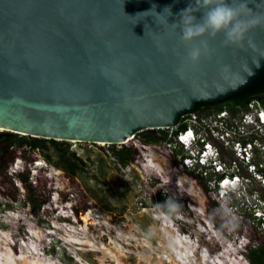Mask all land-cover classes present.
<instances>
[{"label":"water","instance_id":"95a60500","mask_svg":"<svg viewBox=\"0 0 264 264\" xmlns=\"http://www.w3.org/2000/svg\"><path fill=\"white\" fill-rule=\"evenodd\" d=\"M190 3L0 0V128L122 144L251 85L264 71V28L249 33L256 50L223 47V33L202 37L214 51L192 64L187 55L200 40L184 44L171 25ZM166 6L169 24L167 13L155 20Z\"/></svg>","mask_w":264,"mask_h":264},{"label":"rangeland","instance_id":"374dc122","mask_svg":"<svg viewBox=\"0 0 264 264\" xmlns=\"http://www.w3.org/2000/svg\"><path fill=\"white\" fill-rule=\"evenodd\" d=\"M140 141L145 147L158 146V141ZM66 145L81 162L75 176L79 189L71 190L74 196L65 201L58 192H68L70 182L58 151L48 142L43 151L25 149L37 156L32 173L51 181V196L37 216L23 205L22 195L13 203L0 196V264L249 263L228 252L217 254L212 243L224 237L212 231L207 239L202 196L186 195L182 179L174 174L176 156L173 169L167 171L165 155L154 153L122 165L109 144ZM166 196L182 205L181 214L169 221L158 219L154 208ZM72 205L88 209L76 215ZM248 231L251 239L258 238Z\"/></svg>","mask_w":264,"mask_h":264},{"label":"built area","instance_id":"2783aa9c","mask_svg":"<svg viewBox=\"0 0 264 264\" xmlns=\"http://www.w3.org/2000/svg\"><path fill=\"white\" fill-rule=\"evenodd\" d=\"M152 129L162 133L158 146L174 152L180 168L201 178L219 206L226 202L233 210L237 226L223 228L220 220V227L213 230L224 237L223 252L242 257L247 245L257 248V239L264 243L262 100L252 97L245 104L201 107L180 114L176 126ZM248 229L258 238L251 239Z\"/></svg>","mask_w":264,"mask_h":264},{"label":"trees","instance_id":"16d2710c","mask_svg":"<svg viewBox=\"0 0 264 264\" xmlns=\"http://www.w3.org/2000/svg\"><path fill=\"white\" fill-rule=\"evenodd\" d=\"M259 97L264 104V71L252 82L251 85L244 88L239 92H235L224 101H215L213 103L199 102L195 104V110L201 107H221L222 103L235 105L245 104L250 98ZM141 134L142 136H140ZM162 133L154 129H147L141 131L135 135V139L127 141L122 144H109L111 146L112 154L117 161L122 164L136 163L140 159H145L147 156H151L154 153L168 156V161L165 166L167 171L173 169L175 161V154L162 146L157 147H145L140 140L146 142H156L160 140ZM48 142L52 147L58 151V157L60 162L65 167L66 177L69 180L70 189L67 192H58L59 199L66 200V197L73 195V190H78L75 176L80 169V158H78L74 152H69V148L66 145L67 141H57L54 139H45L32 137L29 135H23L13 133L10 131H0V196L6 198L8 203L17 202L21 195L23 199V205L27 207L29 213L33 216H37L42 209H44L46 203L51 196V181L48 177H43L32 173L30 167L37 158L36 155L28 153L25 149L34 152L39 149L44 150V144ZM18 158L16 162L15 159ZM15 165L14 170L11 172L9 168ZM175 175H178L185 185L186 195L196 197L198 194L202 196L200 202L203 209V221L210 220L213 226H218L220 222L219 217H213V210L218 208L219 205L215 200L212 192H210L203 180L189 171L180 168H175ZM72 190V191H71ZM88 206L72 205L73 212L77 215L79 211L85 212ZM242 258L249 262L247 264H263L264 258V243L259 239L257 248H251L247 245L242 250ZM235 264H245L243 262H236Z\"/></svg>","mask_w":264,"mask_h":264},{"label":"clouds","instance_id":"9594fccd","mask_svg":"<svg viewBox=\"0 0 264 264\" xmlns=\"http://www.w3.org/2000/svg\"><path fill=\"white\" fill-rule=\"evenodd\" d=\"M250 2L253 0H191L189 6L178 13V22L171 24L180 30L181 41L184 44L200 40L199 45H193L188 52L187 60L197 64L202 56L210 57L214 50L210 48L207 40L200 38L208 36L215 39L221 33L224 35L222 46L225 48L243 50L247 44L248 48L256 50L249 33L254 29L264 28V0L256 3L257 11L249 7ZM155 7L153 5L151 10L142 13H151ZM165 13L168 14L166 18L168 23V17L172 15L169 6L161 13L155 11V20L163 19ZM196 13L201 14L199 19ZM154 208L158 219L169 221L181 214L182 205L175 198L166 196L162 203H155ZM232 211L225 202L214 209L212 215L220 218L223 228L231 230L237 226Z\"/></svg>","mask_w":264,"mask_h":264},{"label":"flooded vegetation","instance_id":"af4514ba","mask_svg":"<svg viewBox=\"0 0 264 264\" xmlns=\"http://www.w3.org/2000/svg\"><path fill=\"white\" fill-rule=\"evenodd\" d=\"M225 99H223V100H221V101H224ZM224 103H222L221 105H223ZM204 108H208V107H205V106H203ZM206 232H207V239L210 241V233L214 230H217L219 227H220V222H219V225L218 226H213V224L210 222V220H206ZM212 227V228H211ZM212 245L213 246H217V248H214V249H218L217 250V254L219 255H221L222 254V252H223V249H222V247H221V244H220V240L218 241H216V242H214V243H212Z\"/></svg>","mask_w":264,"mask_h":264},{"label":"bare ground","instance_id":"6f19581e","mask_svg":"<svg viewBox=\"0 0 264 264\" xmlns=\"http://www.w3.org/2000/svg\"><path fill=\"white\" fill-rule=\"evenodd\" d=\"M1 131H5L3 130V128H0ZM72 141H75V140H72ZM99 144H104V142H98Z\"/></svg>","mask_w":264,"mask_h":264}]
</instances>
